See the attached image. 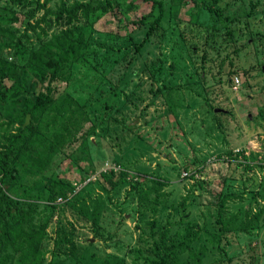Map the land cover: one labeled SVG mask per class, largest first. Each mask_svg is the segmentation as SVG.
I'll return each mask as SVG.
<instances>
[{
    "label": "rangeland",
    "instance_id": "374dc122",
    "mask_svg": "<svg viewBox=\"0 0 264 264\" xmlns=\"http://www.w3.org/2000/svg\"><path fill=\"white\" fill-rule=\"evenodd\" d=\"M26 1L30 5L23 7L0 0V57L18 71L17 94L0 106V141L10 119L7 129L16 131L26 100L39 92L51 96L5 167L15 170L9 178L21 183L20 192L28 189L24 225L45 223L41 264H100L112 254L124 264H140L133 249L148 255L146 248L162 231L175 239L194 224L199 233L191 246L206 247V264H264V212L245 232L238 228L245 215L264 206V0H161L160 24L138 51L134 44L145 28L122 27L111 14L80 18L76 28L52 18L36 24L42 11H27L43 0ZM74 1L90 0H46V6L54 11L60 2ZM111 1L122 23L145 11L143 5L126 9L127 0ZM10 17L18 20L4 21ZM26 23L33 28L24 30ZM67 28L69 37L80 34L85 42L84 52L65 68L70 81L49 78L44 53L47 68L36 74L33 52L43 43L62 42ZM59 98L70 102L66 112L57 106ZM112 166L141 176L134 188L123 183L108 189L96 175L77 193L89 204L101 201L96 225L78 216L71 200L56 201L55 178L66 189ZM5 180L0 176V193ZM224 194V218L235 214L236 220L220 234L214 216ZM71 228L76 249L68 256L53 241ZM5 254L6 264H15L13 248L0 250V259Z\"/></svg>",
    "mask_w": 264,
    "mask_h": 264
},
{
    "label": "trees",
    "instance_id": "16d2710c",
    "mask_svg": "<svg viewBox=\"0 0 264 264\" xmlns=\"http://www.w3.org/2000/svg\"><path fill=\"white\" fill-rule=\"evenodd\" d=\"M10 1L12 4L20 3L23 7L30 5L26 0ZM34 3L36 4L34 9L28 10L27 12L29 16H32L34 11H42L39 19L36 20V24L37 22H43L45 19L52 18L56 22L62 21V24L69 28H76L74 22L80 18L86 21L93 15H97L96 17H102L106 14H111L114 19H117L119 24L121 23L122 27L131 24L135 29H140L141 27L145 28L143 38L134 44L135 51L139 50L143 41L159 26L164 12L161 0H127L125 4L126 9L138 8L143 5L145 6V11L136 17L126 19V21L122 23L121 13L117 11V5L111 0H98L95 3L91 0L74 1L68 5L60 2L54 11L46 6V0H43L42 2L35 1ZM207 9L218 14V11L214 10L212 7L207 6ZM17 20V17L4 19L6 22ZM87 25L88 29L93 28V23H88ZM32 28L33 24L30 23H26L24 26V30ZM69 28L64 29L65 34H63V32L60 33L63 36L62 42L58 43L55 41L53 45L49 42L43 43L38 47L39 51L33 52L32 58L37 63L34 69L36 74L42 76L41 71L47 68L45 60L40 56L44 53L50 61L49 78H57L66 83L70 81L68 74L65 72V68L69 66L70 62L76 61L84 52L85 42L82 41L80 34L74 37H69ZM107 32L113 35H118L116 30H107ZM50 47L54 48L53 51L49 50ZM17 77L18 71L15 64L12 61H8L5 57H0V106L7 99H11L17 94L18 91L15 87ZM46 88L48 89V87ZM57 102V106H60L63 112L68 110V105L70 104L68 99L59 98ZM51 103L50 95L42 92L37 93L33 100H26L23 103L22 109L20 110L21 115L18 118L19 125L16 126V131L11 132L7 129L9 123L11 124L12 122V119H10L9 122L7 121V123L4 124V129L1 133L0 176L5 177L6 180L1 183L5 192L1 191L0 202L3 204L6 214H0V250L5 249L7 246L13 248L16 252L14 258L15 264H41L43 252L39 248V243L47 237V232L44 228L45 223L43 222L35 225H24V222L27 220L30 213L29 203L24 201L28 189L27 187H23V191L20 192L21 183L12 182L9 178L15 177V170L9 169L10 167L6 170L5 167L13 159L14 154L21 150L20 145H24L22 138L23 131L30 132V127L36 121L37 116L40 115L46 107L50 106ZM260 113L262 115L264 114V108L260 110ZM25 115H28V121L23 124ZM0 126L2 125L0 124ZM23 126L24 128L22 129ZM45 149L49 156L53 155V152L51 153V145H48ZM97 175L103 176L108 189H112L123 183H128L130 188H134L141 176V174L136 171L129 172L121 167H118L117 171H113V169L105 172L99 170L97 171ZM87 177L88 176H82L77 183V186H70L66 189L65 184L60 178H55L51 184L53 187L58 186L57 193L59 194V197L63 199L62 202L71 200L69 203L71 209L81 218L89 220L92 225H96L100 216L101 201L91 199L89 204L86 200L77 195V193H79L80 190L91 181L88 180L84 182ZM154 183L163 186L160 179H156ZM108 189L103 188L105 192H107ZM227 199L228 196L224 194L217 201L214 224L218 227L220 234H224L226 231L230 230L236 220L235 214H231L226 219L224 218L223 214L225 208L223 205ZM22 205H26L27 207L23 208ZM263 212L264 206L257 208L250 216L245 215L243 222L240 223L238 228L245 232L248 228L253 227ZM148 224L151 225L152 222L149 221ZM193 226V228L186 227L183 232L178 233V235L175 234V239H173V237H168L166 231H162L157 241L152 242V244L146 248L149 252L148 255L141 253L139 248L133 249L135 252L134 260H141L140 264H206L203 262L206 247L201 245L197 249H194L191 246V243L199 233L197 225L194 224ZM73 234V228L63 229L54 239V247L59 249L63 246L68 256L74 255L76 248L72 240ZM185 252L186 258L180 259L179 255ZM8 256L9 254H5L0 259V264H6ZM100 264H124V259L115 254L107 255Z\"/></svg>",
    "mask_w": 264,
    "mask_h": 264
},
{
    "label": "built area",
    "instance_id": "2783aa9c",
    "mask_svg": "<svg viewBox=\"0 0 264 264\" xmlns=\"http://www.w3.org/2000/svg\"><path fill=\"white\" fill-rule=\"evenodd\" d=\"M237 83H238V79H237V77H234V85L236 86V85H237ZM260 164L264 166V159L260 160ZM111 169H113V170H115V171H116L118 168H117V167H114V166H112V167H111ZM183 174H186V173H183ZM96 175H97V172H96V173H94V174H93V175H91V176H88V177L85 179V181H84V182H86V181H88V180H92V179H94V178L96 177ZM84 182H83V183H84ZM56 201H57V202H62V201H63V199H61L60 197H57V198H56Z\"/></svg>",
    "mask_w": 264,
    "mask_h": 264
},
{
    "label": "water",
    "instance_id": "95a60500",
    "mask_svg": "<svg viewBox=\"0 0 264 264\" xmlns=\"http://www.w3.org/2000/svg\"><path fill=\"white\" fill-rule=\"evenodd\" d=\"M218 109L214 108V111H217ZM27 119H28V115H25V118H24V121H23V124H25L27 122Z\"/></svg>",
    "mask_w": 264,
    "mask_h": 264
}]
</instances>
